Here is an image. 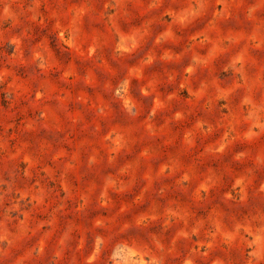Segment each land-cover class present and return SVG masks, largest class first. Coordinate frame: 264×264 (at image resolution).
<instances>
[{
  "label": "rangeland",
  "instance_id": "374dc122",
  "mask_svg": "<svg viewBox=\"0 0 264 264\" xmlns=\"http://www.w3.org/2000/svg\"><path fill=\"white\" fill-rule=\"evenodd\" d=\"M0 264H264V0H0Z\"/></svg>",
  "mask_w": 264,
  "mask_h": 264
}]
</instances>
